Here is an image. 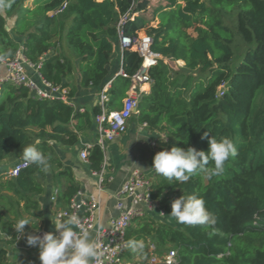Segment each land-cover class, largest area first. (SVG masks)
Wrapping results in <instances>:
<instances>
[{"label": "trees", "instance_id": "1", "mask_svg": "<svg viewBox=\"0 0 264 264\" xmlns=\"http://www.w3.org/2000/svg\"><path fill=\"white\" fill-rule=\"evenodd\" d=\"M127 13L135 16L123 24L126 33L145 28L152 50L183 61L188 72L177 74L161 59L152 66L150 91L140 96L136 119L151 130H165L163 145L169 151L174 146L207 151L202 137L209 131L217 140L232 139L238 155L210 180L196 174L181 184L156 173L151 195L160 206L197 194L216 217L215 231L177 221L174 228L157 214L142 218L127 231L126 240L142 241L144 247L138 253L127 248L125 257L143 255L149 241L160 252L175 249L179 264H264V0H0V57L13 58L20 50L44 79L68 87L72 56L79 81L69 96L77 87L99 90L112 76L107 68L112 41ZM63 41L71 56L63 51ZM235 41L244 49L233 62ZM140 61L135 51H123L126 73L135 72ZM128 85L127 78L115 77L108 109L120 106ZM99 112V105L93 106V117ZM71 119L76 120L73 128ZM83 123H90L88 113L5 83L0 90V160L28 143L36 146L50 158L57 202L67 205L78 185L50 142L74 145ZM18 159L24 160L23 154ZM88 163L92 171L100 170L103 151L98 144L89 150ZM45 174L30 164L10 178L0 170V202H8L13 216L0 213V264H15L7 257L8 251L13 256L19 252L14 219L37 207L31 196L43 191L36 177ZM30 250L39 254L38 246Z\"/></svg>", "mask_w": 264, "mask_h": 264}, {"label": "built area", "instance_id": "2", "mask_svg": "<svg viewBox=\"0 0 264 264\" xmlns=\"http://www.w3.org/2000/svg\"><path fill=\"white\" fill-rule=\"evenodd\" d=\"M134 16L135 13H127L121 17L117 24L118 47L121 52L120 66L117 72L108 78L97 91V104L100 107V112L94 116V123L97 144L100 148L105 142L114 141L125 133L128 122L135 113L134 110L137 109L140 96L143 94L142 86L151 82L149 69L156 65L160 59L166 63L170 60L152 50V37L141 31L143 29L134 33H126L123 30V24L127 20H133ZM125 50L135 51L141 58L139 67L132 74L126 73L122 68V54ZM0 67L4 68L3 74L0 75V90L5 83L24 86L34 98L62 101L73 107L68 88L55 85L44 79L38 72L37 66L31 64L20 50H17L13 58L0 57ZM27 68H30L32 72L27 71ZM117 76L127 78L129 85L125 96L121 99L120 106L108 109L109 91ZM73 120L71 119V122ZM91 148L90 145L85 147L80 152V157L88 161ZM27 165L25 160H17L7 170L5 176L7 178L17 176L20 170ZM92 174L97 178L98 191H101L108 181L102 166L99 171H92ZM155 175L154 170L149 175L137 169L132 170L120 189L113 195L116 213L108 219L105 225L100 224L96 218L98 210L96 197L85 194L82 190H77L68 204L55 213L56 219L76 214L81 221V227L76 230L77 234H82L81 230L93 233L92 240L97 246V257L92 264H179L175 249L160 252L155 244L149 241L146 243L145 253L142 256L138 255L127 259L124 255L127 249L126 233L133 222L146 218L149 214L164 215L158 199L151 195ZM56 195L57 190L55 189L51 197L52 201H56ZM101 226L103 231H98Z\"/></svg>", "mask_w": 264, "mask_h": 264}, {"label": "crops", "instance_id": "3", "mask_svg": "<svg viewBox=\"0 0 264 264\" xmlns=\"http://www.w3.org/2000/svg\"><path fill=\"white\" fill-rule=\"evenodd\" d=\"M121 52L118 47V39L114 38L112 41V51L110 53L108 62V74L109 76L117 72L120 66ZM179 61V60H178ZM180 62V61H179ZM4 72V68L0 67V75ZM30 73L32 70L29 71ZM69 86L67 87L69 92L70 88L77 86L79 81V71L77 69V60L73 62L72 73L67 77ZM143 94H147L150 91V83H146L142 86ZM97 89L92 87H77L72 95L69 96L73 102V108L84 111L90 116V123L82 125L80 131H78V140L72 146L62 145L59 142H50L55 154L61 160V162L69 166L72 173V181L78 185V190H82L85 194L93 195L98 202L97 221L105 225L108 219L114 215V193L118 191L122 183L128 178L130 172L134 169L140 170L149 175L153 169V158L155 154L161 150H168L163 142L157 140V131L149 129L145 123L139 122L136 117L130 118L125 133L120 135L114 141H107L102 146L103 151V163L102 168L108 181L103 186L101 191L97 189V178L92 174V170L89 168L88 161L80 157V152L90 145L92 147L97 144V133L94 123V117L91 113L93 106L97 105ZM121 104V101H120ZM76 120L70 121V127L73 128ZM19 160L14 157H6L0 160V163L10 161L11 165ZM6 172L4 175H6ZM4 178H7L4 176ZM44 189L40 194L32 195V199L37 202V207L30 210L28 213L22 212L23 218H33V228L31 225L25 226L26 235L21 237L22 241L17 238L15 246L19 248V252L14 256L10 251L7 253L8 259L15 264H40L39 254L31 252L30 247L26 243L27 234L43 235L45 232H53L58 235L52 222L56 220L55 213L64 208L61 202H57V195L59 190L56 185L52 183L51 175L46 173L43 177H36ZM65 183V181H63ZM57 190L56 201H52L51 197ZM63 189V188H62ZM174 198L166 201L161 206L164 211L162 217L157 216L158 219L168 223L174 228H177V222L175 218L169 216L171 213V202ZM20 203V209L22 207ZM156 216V213L149 214L148 217ZM13 219V216H8ZM21 218H15V223ZM140 220V219H139ZM139 220L133 222L132 226H135ZM1 238L7 239L5 234ZM19 236V234L17 235ZM89 238L92 240L93 233H89ZM10 248V247H9ZM138 256V255H136ZM135 256V257H136ZM142 256V255H141Z\"/></svg>", "mask_w": 264, "mask_h": 264}, {"label": "clouds", "instance_id": "4", "mask_svg": "<svg viewBox=\"0 0 264 264\" xmlns=\"http://www.w3.org/2000/svg\"><path fill=\"white\" fill-rule=\"evenodd\" d=\"M209 131L202 138L208 141L207 151H198L194 147L187 149L172 147L171 150H161L153 158V169L158 175L175 180L178 183L187 182L193 175L203 174L207 179L221 175L225 170V164L230 157L238 155L237 148L230 138L217 140ZM166 142V137H159ZM24 160L30 165H36L42 172L49 170V157L34 145L22 149ZM172 218L180 224L189 226L201 225L215 231L216 217L207 207L205 200L197 194L181 196L171 202ZM32 218H21L14 224L18 239L25 236V226L33 227ZM56 232H45L42 236L27 234L26 243L29 246H38L40 264H92L97 257L96 243L89 238V233L82 231L77 234L81 227V221L76 214L67 218L58 217L53 221ZM39 224V222H38ZM37 224V225H38ZM37 225L33 228H36ZM98 231H103L102 226ZM126 247L132 253L142 251V241L129 240Z\"/></svg>", "mask_w": 264, "mask_h": 264}, {"label": "rangeland", "instance_id": "5", "mask_svg": "<svg viewBox=\"0 0 264 264\" xmlns=\"http://www.w3.org/2000/svg\"><path fill=\"white\" fill-rule=\"evenodd\" d=\"M155 1H157V0H149V3L151 4V3H154ZM30 3H31V2L29 1L28 4H30ZM148 9H149V8H148ZM149 25H154V23H150V24H148V26H149ZM188 30H189V32H190L192 35H195V33H193V31H192L191 28L188 29ZM141 31H143V32L146 33V29H145V28H144L143 30H141ZM141 31H140V32H141ZM62 46H63V51H64L67 55L71 56V54H70V52L68 51V49H67V47H66L64 41L62 42ZM243 49H244V46L239 45L238 41H235V42H234V51H235V53H234V57H233V59H232L233 62L236 61V60H238V59L240 58ZM71 58H72L73 62L76 61L72 56H71ZM179 61H180V62H179ZM179 61H178V60H177V61L169 60V61H167V63H168V65L172 68V70L175 71L177 74H186V73H188V72H186V71H183V68H182L183 65H184L183 61H181V60H179ZM196 74H197V72H194V73H193V75H196ZM133 117H136V113L134 114ZM156 131H157V135H158V136H157V140H158V141L161 140L159 137H165V130L159 128V129H157ZM29 145H30V143H28L27 145H25L23 148H25L26 146H29ZM23 148H20V149L14 151V152L12 153V155H10V156H11V157H14V158H20V157L22 156V154H23V152H22V149H23ZM10 156H9V157H10ZM10 167H11V163H10V161H8V162H4V163H0V170H1V172H2L3 174L5 173V171L9 170ZM47 173H48V172H47ZM49 174H50V173H49ZM12 199H13V201H16L17 197H16L15 195H12ZM0 201H1V200H0ZM19 207H20V206H19ZM10 211H11V207L9 206L8 202H7L6 200H2V202H0V213H1L3 216L8 217V216H11V215H10ZM21 218H23V217H21ZM17 219H18V218H17ZM2 236L4 237V235H1V237H2ZM20 241H22V239L18 240V241H17V244H18V242H20ZM9 247H10V246H7V248H9Z\"/></svg>", "mask_w": 264, "mask_h": 264}, {"label": "water", "instance_id": "6", "mask_svg": "<svg viewBox=\"0 0 264 264\" xmlns=\"http://www.w3.org/2000/svg\"><path fill=\"white\" fill-rule=\"evenodd\" d=\"M134 112H136V109L134 110Z\"/></svg>", "mask_w": 264, "mask_h": 264}]
</instances>
